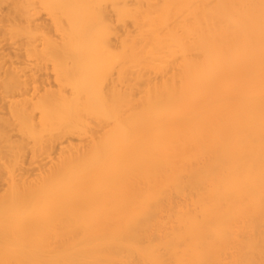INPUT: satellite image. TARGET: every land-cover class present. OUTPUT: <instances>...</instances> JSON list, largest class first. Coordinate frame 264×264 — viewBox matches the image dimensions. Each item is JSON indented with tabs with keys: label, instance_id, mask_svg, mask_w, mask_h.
Wrapping results in <instances>:
<instances>
[{
	"label": "bare ground",
	"instance_id": "obj_1",
	"mask_svg": "<svg viewBox=\"0 0 264 264\" xmlns=\"http://www.w3.org/2000/svg\"><path fill=\"white\" fill-rule=\"evenodd\" d=\"M0 264H264V0H0Z\"/></svg>",
	"mask_w": 264,
	"mask_h": 264
}]
</instances>
